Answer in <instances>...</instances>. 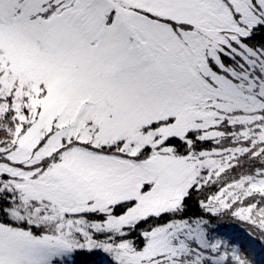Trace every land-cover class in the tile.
Wrapping results in <instances>:
<instances>
[{
	"label": "snow or ice",
	"instance_id": "6c2138e0",
	"mask_svg": "<svg viewBox=\"0 0 264 264\" xmlns=\"http://www.w3.org/2000/svg\"><path fill=\"white\" fill-rule=\"evenodd\" d=\"M0 264H264V0H0Z\"/></svg>",
	"mask_w": 264,
	"mask_h": 264
}]
</instances>
